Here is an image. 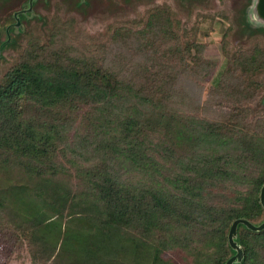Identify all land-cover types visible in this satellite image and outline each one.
<instances>
[{
	"label": "trees",
	"instance_id": "1",
	"mask_svg": "<svg viewBox=\"0 0 264 264\" xmlns=\"http://www.w3.org/2000/svg\"><path fill=\"white\" fill-rule=\"evenodd\" d=\"M214 1H147L87 35L73 9L91 0H64L66 11L35 0L46 12H22L25 32L3 29L0 197L12 205L0 215L2 264L39 233L21 201L29 191L80 227L62 246L84 252L61 264H177L164 255L173 249L186 264H225L232 222L264 220V26L238 15L256 41L205 87L217 62L201 17L215 16L204 10ZM15 5L0 0V26L16 21ZM237 240L235 264H264V229L241 223Z\"/></svg>",
	"mask_w": 264,
	"mask_h": 264
},
{
	"label": "rangeland",
	"instance_id": "2",
	"mask_svg": "<svg viewBox=\"0 0 264 264\" xmlns=\"http://www.w3.org/2000/svg\"><path fill=\"white\" fill-rule=\"evenodd\" d=\"M63 1L64 0H48V2H50L49 6L51 7L58 5L60 9L64 11L73 9V7L68 8L67 2L64 3ZM147 1L154 3L160 0H91V4L85 10L79 11L75 8L73 9V11L77 13L78 18H80L76 26H82L87 35H99L106 30L111 18L132 15L139 9L142 3ZM247 1L248 0H216L213 2V7L211 6L209 9H204L208 11V14H214L215 16L213 18L207 16L201 17L204 22H212V28L208 35L202 36L199 39L207 43L206 56L217 62L213 75L209 78L205 76L201 80V83L205 87L210 83L216 84L218 82L219 75L229 62V54L231 55L235 52L236 48L242 46L250 47L251 42L254 43L256 41V37H252L248 31L245 30L243 24L238 23V15L243 14L251 2V0ZM13 2L16 4L15 8L12 10L13 13L27 7L26 2H21V0H13ZM45 6L47 5H33L34 15L42 16V13L46 12L45 9H43ZM241 8L243 10L242 12L241 10L239 11ZM79 14L81 15L79 16ZM31 18H33V16ZM12 19L13 17L10 19V22L14 24L15 21ZM10 22L0 26V39L5 37L4 28H6L8 24H11ZM254 23L256 24L255 21ZM26 29L27 23L21 21L18 30L25 32ZM249 29L252 30L251 27ZM206 97L207 95L204 94L203 99ZM260 107L264 108V97L260 101ZM73 181L76 180L73 179ZM10 198H12V196H10ZM25 200L31 203L30 205H33L32 208L33 210L35 209L34 212L37 213L38 217L36 218L35 224L37 228H40L38 230L39 233H36L34 244L29 249L26 247L21 253L19 250L17 253L14 251L13 257L8 264H42V261L46 260L45 258H49L48 264L52 262L61 264L70 258V256L82 254L84 252V246L73 247V243L67 244L65 247L62 246V242L66 241L68 243L70 228H80L74 218L68 215L62 218L54 213L44 204L42 199L33 192L29 191L22 193L21 201L24 206ZM10 201L11 199L0 197L1 217H6L5 209L7 206L12 205ZM18 205L20 206L21 212H24L22 209L23 205L21 206L20 203ZM14 207H12L11 210L13 213H16L17 208L15 209ZM42 215H45V217H42ZM82 230L84 233L85 231L83 228ZM59 232H61L60 236L58 235ZM43 241H49L48 245L43 244ZM1 246L2 244L0 243V264L4 261V252H2ZM49 254L52 256L49 257ZM164 255L174 260L177 264L187 263L185 253L179 249L167 250Z\"/></svg>",
	"mask_w": 264,
	"mask_h": 264
},
{
	"label": "water",
	"instance_id": "3",
	"mask_svg": "<svg viewBox=\"0 0 264 264\" xmlns=\"http://www.w3.org/2000/svg\"><path fill=\"white\" fill-rule=\"evenodd\" d=\"M34 1L35 0H29L27 2V7L14 12L16 21L14 24L11 23L6 26L8 34H9V28L12 25L17 27L16 31H20L18 30V28H20V23H21L20 14L22 12L27 13L28 11H32L33 13ZM245 17L251 29L257 28L259 26H264V0H251L250 4L246 8ZM253 20L256 22V24L254 23ZM0 53H1V47H0ZM260 197H261V202L264 206V185L261 188ZM241 223L245 224L246 226H248L250 229L253 230L264 229V220L260 223H255L252 220L245 217L236 218L232 222L228 232L229 243L231 247L235 250V253L229 257V259L225 262V264H235L241 262L244 258L245 255L244 248L237 240L238 228Z\"/></svg>",
	"mask_w": 264,
	"mask_h": 264
}]
</instances>
